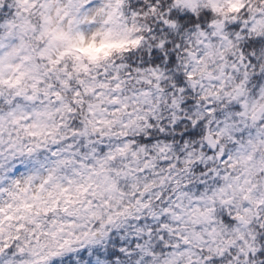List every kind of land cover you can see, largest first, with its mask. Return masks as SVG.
<instances>
[{"label":"clouds","instance_id":"1","mask_svg":"<svg viewBox=\"0 0 264 264\" xmlns=\"http://www.w3.org/2000/svg\"><path fill=\"white\" fill-rule=\"evenodd\" d=\"M0 264H264V0H0Z\"/></svg>","mask_w":264,"mask_h":264}]
</instances>
